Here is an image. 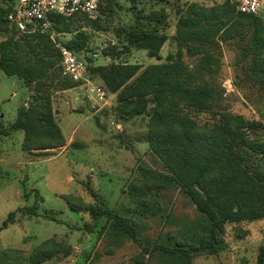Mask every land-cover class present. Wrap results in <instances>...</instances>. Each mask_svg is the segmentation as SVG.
<instances>
[{"label":"rangeland","instance_id":"obj_1","mask_svg":"<svg viewBox=\"0 0 264 264\" xmlns=\"http://www.w3.org/2000/svg\"><path fill=\"white\" fill-rule=\"evenodd\" d=\"M198 7L224 16L191 30L180 26L182 20L198 18ZM162 9L166 19L157 29L167 39L156 54L123 34L139 21V14ZM242 23L238 11L232 12L224 0H108L97 18L76 20L73 32L53 33L56 45L78 30L88 34L87 47L77 52L93 66L92 71L88 67L86 79L105 90L104 98L88 94L86 80L65 90L43 87L39 93L36 83L27 84L0 70L1 126L10 128L20 109L50 96L53 118L64 137L63 143L43 149H25L23 130L2 138L0 225L11 212L15 215L0 231V257L3 253L7 257L0 258V264H164L153 247L167 236L175 244L194 238L197 248L206 221L187 191L166 177L157 185L160 191L154 187L160 182L158 176L175 173L151 143L154 130L166 128L153 116L158 102L150 94L146 103L124 104L119 91L108 89L96 68L133 64L139 66L136 78L156 65L182 63L194 79L214 83L222 93L223 100L212 113L199 114L188 103L182 104L180 114L179 106L170 107V113L194 119L196 133L216 131L226 114L264 123V89L252 74L253 53L246 50L252 28L242 30ZM205 38L216 45L207 44L212 58L202 64L203 53L191 49L203 47ZM255 65L264 68V56ZM200 68L205 75H200ZM248 131L252 138L261 134L264 139V130ZM255 176L259 189L258 172ZM152 204L159 214L149 212ZM110 209L138 226L139 240L110 236L108 217L96 220L93 214ZM219 240L223 247L216 253L195 249L192 263L256 264L264 243V217L227 222Z\"/></svg>","mask_w":264,"mask_h":264},{"label":"trees","instance_id":"obj_2","mask_svg":"<svg viewBox=\"0 0 264 264\" xmlns=\"http://www.w3.org/2000/svg\"><path fill=\"white\" fill-rule=\"evenodd\" d=\"M107 2L108 0L101 4V10ZM225 4L232 12L238 11L243 20L242 30L252 28L246 50L253 53L252 74L264 89V68H257L255 65L264 56V19L239 11L228 0H225ZM218 14L207 11L205 7H198L199 19L190 17L182 20L180 26L188 30L203 27L204 21L211 22L224 16ZM80 18L88 17L84 14L70 17L54 15L49 30L35 32H19L6 20L0 19V36L4 35L0 41V70L7 75L19 77L27 84L36 83L35 87L39 93L43 87L49 89L54 86L65 90L75 86L77 81L64 74L62 54L54 41L53 33L73 32V22ZM138 19L139 21L125 29L123 34L132 43L148 48L156 54L154 51H159L167 39L157 29L158 23L166 19L164 9L152 11L150 14H139ZM88 37L81 29L75 32L70 40L62 41L70 49L81 51L87 47ZM208 43L216 45L210 38H205L203 47L191 49L192 53H203L200 58L202 64L209 63L212 58ZM181 64L156 65L153 70H145L136 78L135 75L139 71L137 65L117 62L96 68L108 89L112 92L119 91V98L124 104L137 101L146 103V96L153 94L159 104L158 108L161 109L157 108L153 116L159 118L158 122L166 128L155 129L151 134V143L154 151L168 161L171 169L175 171L173 176H158L160 182L154 187H157V192L160 191L157 185H160L165 177L177 181L205 218L206 224L202 233L204 235H198L200 239H196L199 244L197 248L193 245L194 238L175 244L172 237L167 236V239L154 244L153 249L164 264H193L191 259L195 249L216 253L223 247V240L219 239L227 222L264 217V139L259 137L261 134L256 139L248 135V130H264V123L226 114V121L221 122L216 131L207 129L196 133L197 123L194 119L174 115L169 112L170 107L179 106L180 114L182 104L188 103V106L195 108L199 114L212 113L210 111L213 107L220 106L217 104L223 100L222 93L214 83L194 79L195 75ZM88 67L89 71H92L93 66L89 64ZM202 69L200 68V75H205L206 70ZM46 81L50 83L47 84ZM42 99L35 105L31 104L27 110L22 107L17 120L10 128H3L0 122V142L13 131L23 130L25 149H43L63 143L64 137L52 115L50 96H43ZM257 172L260 177L259 189V182L255 178ZM89 189L93 196L97 195L91 186ZM253 194L256 195V202L253 200ZM154 196H157L156 192ZM149 212L156 215L161 211L152 204ZM93 214L96 220L101 215L108 217L109 233H112L110 236L128 235L135 240L140 239L138 226L128 216L114 209L94 211ZM14 215L15 212L9 214L0 225V231L8 227ZM113 232L117 233L114 235ZM0 258L7 259L4 253ZM256 264H264V243L260 246Z\"/></svg>","mask_w":264,"mask_h":264},{"label":"built area","instance_id":"obj_3","mask_svg":"<svg viewBox=\"0 0 264 264\" xmlns=\"http://www.w3.org/2000/svg\"><path fill=\"white\" fill-rule=\"evenodd\" d=\"M106 0H0V19L6 20L19 32L46 31L52 25L54 15L70 17L84 14L95 19ZM218 1V0H217ZM225 1V0H224ZM241 12L260 16L264 19V0H228ZM57 46L62 54L64 74L74 81L86 80L88 94L95 93L104 98L105 90L86 79L89 63L79 53L64 43Z\"/></svg>","mask_w":264,"mask_h":264}]
</instances>
